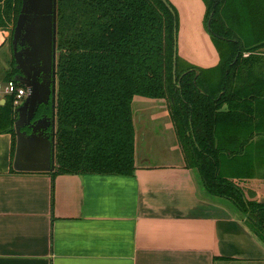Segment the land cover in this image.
Segmentation results:
<instances>
[{"label":"trees","instance_id":"trees-1","mask_svg":"<svg viewBox=\"0 0 264 264\" xmlns=\"http://www.w3.org/2000/svg\"><path fill=\"white\" fill-rule=\"evenodd\" d=\"M165 1L170 9L162 0H57L55 168L46 174L131 176L132 102L166 100L185 167L198 172L207 195L229 201L264 242V203L247 201L221 172L225 161L237 157L251 164L246 155L242 158L241 146L234 152L229 147L226 130L248 124L254 114L264 117V63L255 55L243 57L264 43L243 51L232 17V12L253 13L264 19V0H202L205 28L220 62L209 70L184 67L177 55L175 75L178 16ZM21 2L0 0V29L9 33L10 44ZM9 65L3 82L16 83L13 57ZM16 118L13 101L6 98L0 105V134L11 136L12 158ZM233 177L244 176L238 171Z\"/></svg>","mask_w":264,"mask_h":264},{"label":"crops","instance_id":"crops-1","mask_svg":"<svg viewBox=\"0 0 264 264\" xmlns=\"http://www.w3.org/2000/svg\"><path fill=\"white\" fill-rule=\"evenodd\" d=\"M187 1L196 0H170L178 15V54L193 64L213 66L219 56L201 24L195 39L191 35ZM203 14L202 7L198 20ZM8 38L0 29L4 57ZM4 61L0 82L9 65ZM149 101L139 99L137 105ZM141 116L134 127L135 121L143 123ZM148 131L135 129L131 176L55 178L15 172L11 136L0 134V264H264V244L241 215L225 199L206 194L198 172L185 167L176 145L167 143L165 155L155 153L159 136ZM259 148L244 144L240 154L260 158L264 148ZM157 155L164 162L151 163ZM236 160L228 162L244 177L231 179L228 163L221 172L247 199L264 200V161L248 166Z\"/></svg>","mask_w":264,"mask_h":264},{"label":"water","instance_id":"water-1","mask_svg":"<svg viewBox=\"0 0 264 264\" xmlns=\"http://www.w3.org/2000/svg\"><path fill=\"white\" fill-rule=\"evenodd\" d=\"M162 1L167 5L165 0ZM177 39L175 28L174 75ZM11 50L18 72L14 81L28 90L26 98L15 109L16 144L12 168L18 173H50L55 168L57 0H22ZM49 102L52 103V117L37 119L39 108ZM49 128L50 133L47 132Z\"/></svg>","mask_w":264,"mask_h":264},{"label":"rangeland","instance_id":"rangeland-1","mask_svg":"<svg viewBox=\"0 0 264 264\" xmlns=\"http://www.w3.org/2000/svg\"><path fill=\"white\" fill-rule=\"evenodd\" d=\"M202 2H203L202 0L201 1L196 0L194 2H189V1L186 2L188 4L187 8L190 9V12H191L190 16L192 18V21H189L190 22L189 26L192 28L191 35L194 37V39L196 36L194 35V33L196 32V29L200 26V24L202 25L201 27L203 28V30L207 33V30L205 28V23H204L206 9H205V5ZM198 4H200V6ZM202 7L204 9V14L198 20L200 9H202ZM253 15H254L253 13H251L250 15H245V14H239L236 12H232L233 21H235L234 29L237 31L238 33L237 36L239 37V40L242 42L243 51L250 50L253 47L259 45L260 43H264V19L261 18L260 20L258 18H254ZM207 35L209 36L208 33ZM209 39H210L211 48L217 53V56H219L218 48L216 47L215 43L211 40L210 36H209ZM6 43H7L6 44V55L4 57L3 52H0V55H1L0 63H2L4 59H6L9 62H10V59H12V50L10 47L11 44L9 42V38ZM222 51H225V46L223 45H221V62H224L227 60L226 59L227 56L222 55ZM255 52H252L251 54L249 52H244L243 57L247 58V57H253L255 55L256 57L263 59V60L260 59V61L264 63V47H262L257 53ZM178 56H179L180 63L182 64L181 66L185 67V65L187 66L188 64V65H191L196 68L203 69V70L214 69L218 66L220 62V57H217V63L213 66L207 67V66H202L199 64H193L190 61H188L186 58H184L183 56H180L179 54ZM9 66L10 65H5L4 67L5 69L8 70ZM259 71H260L259 68L257 71H254L253 76H256L257 73H259ZM1 72H2V69L0 68V75H1ZM218 76H219V73L215 72L212 77L214 78V80H216ZM244 79L246 80L247 78H244ZM248 83L249 82H247V84ZM139 99L140 98H137V100L134 101V105H133L134 106L133 107L134 119L136 120L138 119L137 117L138 115H142L141 118L144 121L142 120L143 122L142 124L139 123L138 121H135V129L137 133L140 132L142 128H144L146 131L153 130V132L159 136L156 140L158 141V143L155 144V148L158 151H155V153L157 152L159 153L160 150H162V151H165L162 155H165L167 151V143L168 144L170 143L171 145L173 143L174 145L177 146L179 154L181 155V158L184 162V158H183L184 155L182 153L181 148L179 147L178 139H177L176 133L174 131V127L172 125L171 119L168 114L169 113L168 112V102L166 100L165 102L149 101L148 103L150 105H147V106L143 105L141 107L140 105H137V101ZM154 116L156 117V119L155 121H152ZM246 131H249V132H246ZM226 134H227L226 135L227 137L231 138V144L229 147L232 149L233 152L239 151V147L244 144H246V146H250L251 149L253 148L260 149L259 148L260 146L264 148V135H262L264 134V117L258 114H254L248 124L233 126L232 129L226 130ZM254 134H257V135L255 136ZM250 140L252 142H250ZM259 156L261 157L259 158L258 155H255L254 153L250 152L246 154L245 158H248L249 160L248 162L251 164L255 160L259 162L264 161V154L263 155L259 154ZM156 162L158 163L164 162V159L159 157V155L152 157L151 163H156ZM225 163H228V165L230 164L227 161H225ZM230 166L233 167V171L230 172L232 173L231 176H234L238 171L234 170L235 167L232 163L230 164ZM232 178H235V177H232ZM247 194H248L247 196L249 197L250 193L248 191H247Z\"/></svg>","mask_w":264,"mask_h":264},{"label":"built area","instance_id":"built-area-1","mask_svg":"<svg viewBox=\"0 0 264 264\" xmlns=\"http://www.w3.org/2000/svg\"><path fill=\"white\" fill-rule=\"evenodd\" d=\"M28 95V90L24 87L19 86L17 83L12 81L0 82V100L11 98L15 109L23 102Z\"/></svg>","mask_w":264,"mask_h":264},{"label":"flooded vegetation","instance_id":"flooded-vegetation-1","mask_svg":"<svg viewBox=\"0 0 264 264\" xmlns=\"http://www.w3.org/2000/svg\"><path fill=\"white\" fill-rule=\"evenodd\" d=\"M18 75V72L16 73V75L15 76H17ZM41 117H47V118H51L52 117V103L51 102H49L47 105H43V106H41L40 108H39V110H38V113H37V115H36V118L38 119V118H41ZM47 132L48 133H50L51 132V128H49L48 130H47ZM245 195V194H244ZM245 199L247 200V201H252V202H258V203H264V200L262 199V200H259V199H256V200H249V199H247V197H246V195H245ZM244 221H245V223H246V220H245V218H242ZM246 225H247V223H246ZM251 232V231H250ZM252 233V232H251ZM253 234V233H252ZM253 236L259 241V242H261V243H263L264 244V242H262L261 240H259L258 239V237L255 235V234H253Z\"/></svg>","mask_w":264,"mask_h":264}]
</instances>
